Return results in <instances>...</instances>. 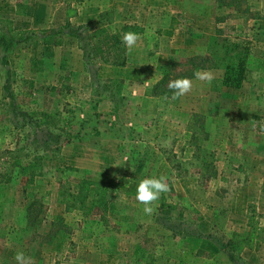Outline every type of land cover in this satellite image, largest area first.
I'll return each mask as SVG.
<instances>
[{"label": "rangeland", "instance_id": "rangeland-1", "mask_svg": "<svg viewBox=\"0 0 264 264\" xmlns=\"http://www.w3.org/2000/svg\"><path fill=\"white\" fill-rule=\"evenodd\" d=\"M100 11L124 66L84 56ZM0 33V264H264V0H0Z\"/></svg>", "mask_w": 264, "mask_h": 264}, {"label": "clouds", "instance_id": "clouds-1", "mask_svg": "<svg viewBox=\"0 0 264 264\" xmlns=\"http://www.w3.org/2000/svg\"><path fill=\"white\" fill-rule=\"evenodd\" d=\"M139 39L140 37L136 33L127 32L123 35L122 42L127 50L131 52L136 47ZM194 77L209 86L215 79V75L211 70H196ZM168 88L172 90V99L176 100L186 96L193 90V80L187 77L176 78L169 81ZM169 191L170 186L163 176L159 178L155 176L145 177L137 185L135 199L144 206V213L151 215L155 210L154 206H157L160 196ZM15 260L17 264H30V258L26 257L23 252H17Z\"/></svg>", "mask_w": 264, "mask_h": 264}, {"label": "trees", "instance_id": "trees-1", "mask_svg": "<svg viewBox=\"0 0 264 264\" xmlns=\"http://www.w3.org/2000/svg\"><path fill=\"white\" fill-rule=\"evenodd\" d=\"M100 15H103L102 13ZM88 51L84 52V56L88 63H95L100 61L106 64H111L113 66H124L126 63V47L122 42L121 35L113 30H110L104 25L98 26L92 29L86 35ZM14 41L11 37H6L4 34L0 33V47L3 49H9L13 45ZM60 40L55 42V45H60ZM97 53V59L93 58V54ZM12 112L15 113V109L12 108ZM19 117L26 123L33 126V122L37 123L35 120L28 118L23 112H20ZM16 117V115H15ZM23 121V122H24ZM24 122V123H25ZM35 125V124H34ZM57 140V139H55ZM53 139V141H55ZM99 204V202H98ZM31 205V202L26 205V208Z\"/></svg>", "mask_w": 264, "mask_h": 264}, {"label": "crops", "instance_id": "crops-1", "mask_svg": "<svg viewBox=\"0 0 264 264\" xmlns=\"http://www.w3.org/2000/svg\"><path fill=\"white\" fill-rule=\"evenodd\" d=\"M105 11H100V14L102 13H104ZM100 16H102V15H98V21H99V24L96 26V27H98V26H101V21H100Z\"/></svg>", "mask_w": 264, "mask_h": 264}]
</instances>
